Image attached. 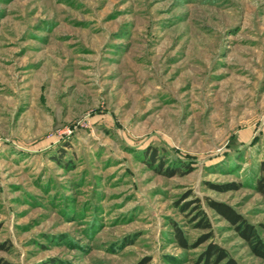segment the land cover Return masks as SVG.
Masks as SVG:
<instances>
[{
    "label": "rangeland",
    "instance_id": "1",
    "mask_svg": "<svg viewBox=\"0 0 264 264\" xmlns=\"http://www.w3.org/2000/svg\"><path fill=\"white\" fill-rule=\"evenodd\" d=\"M263 160L264 0H0V264H264Z\"/></svg>",
    "mask_w": 264,
    "mask_h": 264
},
{
    "label": "trees",
    "instance_id": "2",
    "mask_svg": "<svg viewBox=\"0 0 264 264\" xmlns=\"http://www.w3.org/2000/svg\"><path fill=\"white\" fill-rule=\"evenodd\" d=\"M150 158L151 161L156 157L157 151L155 149L151 150ZM166 173H174L172 171L169 172V169L165 170ZM178 171V170H176ZM254 188L257 192H260L264 197V160L261 161L259 167V176L256 180ZM214 209H217L219 213H221L229 222L235 225V228L238 231V234L245 241L248 242L251 251L260 258L264 259V241L259 237L258 230L256 227L249 223L246 219H244L237 211L233 208L229 207L226 204L215 202L212 203ZM204 227H209L204 218L200 220ZM261 230L264 232V224L260 226ZM178 240L182 243V245H186L185 240H182L181 235L177 233ZM197 264H237L235 259L230 257L224 248L220 247L215 243H209L206 245L205 249L201 251L199 254V258L197 259ZM3 264H9L7 262Z\"/></svg>",
    "mask_w": 264,
    "mask_h": 264
}]
</instances>
